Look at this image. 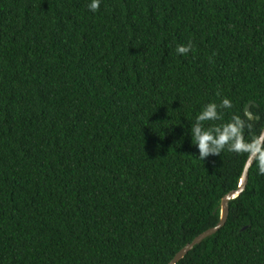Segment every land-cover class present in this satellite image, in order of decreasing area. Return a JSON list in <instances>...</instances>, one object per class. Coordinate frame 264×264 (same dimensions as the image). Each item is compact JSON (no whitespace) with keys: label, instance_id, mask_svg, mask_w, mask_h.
I'll return each instance as SVG.
<instances>
[{"label":"trees","instance_id":"obj_1","mask_svg":"<svg viewBox=\"0 0 264 264\" xmlns=\"http://www.w3.org/2000/svg\"><path fill=\"white\" fill-rule=\"evenodd\" d=\"M87 5L0 0V264H170L244 172L198 157L202 106L252 103L245 135L264 128V0ZM229 207L176 264H264L255 164Z\"/></svg>","mask_w":264,"mask_h":264},{"label":"clouds","instance_id":"obj_2","mask_svg":"<svg viewBox=\"0 0 264 264\" xmlns=\"http://www.w3.org/2000/svg\"><path fill=\"white\" fill-rule=\"evenodd\" d=\"M102 0H88V9L92 12L99 10ZM192 50V44H178L176 53L187 55ZM233 102L224 97L219 104L211 101L202 106L196 115L191 128L192 143L198 148L199 158L205 160L210 155H219L225 149L229 152L245 154V167L255 164L257 174L264 175V131L248 137L245 129H251L248 123L250 115L242 118L238 114H232L229 119L224 120L223 109H232ZM216 122L205 126L206 122Z\"/></svg>","mask_w":264,"mask_h":264},{"label":"water","instance_id":"obj_3","mask_svg":"<svg viewBox=\"0 0 264 264\" xmlns=\"http://www.w3.org/2000/svg\"><path fill=\"white\" fill-rule=\"evenodd\" d=\"M252 103H249L246 108H245V112L247 115L251 116V120H254L256 118L255 114L253 113L252 109ZM257 119H259V117H257ZM264 131V128L263 130ZM253 166L250 165L249 167H244V172L241 178V184L239 186V188H237L236 190H233L231 192H229L228 194H226L222 201H221V205H220V210H221V217H220V221L218 222V224L214 227L209 228L208 230L204 231L203 233H201L200 235H198L192 242L188 243L186 246H184L175 256V258L171 261L170 264H176L179 260H181L182 258H184V256L194 248L195 245L200 244L205 238L215 234L216 232H218L227 222L228 219V215H229V211H230V201L237 198L239 195L242 194V192L244 191L247 183H248V179H249V174H250V169Z\"/></svg>","mask_w":264,"mask_h":264}]
</instances>
